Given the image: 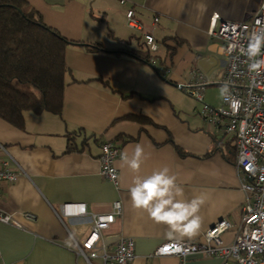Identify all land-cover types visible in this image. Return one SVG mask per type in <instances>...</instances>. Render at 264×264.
Instances as JSON below:
<instances>
[{
	"label": "crops",
	"instance_id": "0c3cea01",
	"mask_svg": "<svg viewBox=\"0 0 264 264\" xmlns=\"http://www.w3.org/2000/svg\"><path fill=\"white\" fill-rule=\"evenodd\" d=\"M22 1L48 28L78 46L66 49L70 79L61 117L26 114L23 130L0 119V162L11 159L18 174L15 185H3L2 209L21 228L0 224V264H87L77 256L76 244L90 236L93 220L65 215L68 206L102 204L109 212L120 203L121 223L105 239L109 254L120 238L134 240L132 264H180L176 258H156L155 252L167 242L204 243L203 236L222 222L233 226L222 237L231 246L246 203L236 150L221 130L201 119L202 105L183 95L194 98L193 74L198 73L209 83L204 103L221 106L223 58L210 37L212 16L250 22L264 0ZM130 11L144 35L158 44L151 65L124 53L141 51L125 31ZM136 35L143 46V34ZM92 45H102L105 52L84 47ZM137 144L146 156L138 171L118 160V187L101 178L102 145L123 149L131 158ZM177 149L188 157H179ZM164 167L183 189L181 199L205 197L194 236L174 232L132 205L134 180ZM27 214L35 220H26ZM185 264L222 263L195 256Z\"/></svg>",
	"mask_w": 264,
	"mask_h": 264
},
{
	"label": "built area",
	"instance_id": "2783aa9c",
	"mask_svg": "<svg viewBox=\"0 0 264 264\" xmlns=\"http://www.w3.org/2000/svg\"><path fill=\"white\" fill-rule=\"evenodd\" d=\"M126 19L127 28L143 34L146 47L155 55L158 44L153 36L144 35V28L136 19L134 11L128 12ZM154 23L157 25L159 20L155 19ZM253 33H264V3L250 22H221L218 15L212 16L210 37L221 47L223 85L228 87L220 107L214 108L204 103L208 80L198 73L193 74L195 91L192 96L202 105L199 113L201 119L221 130L236 150L235 166L246 203L235 240L231 246L223 243V235L233 230V226L222 222L203 236L204 243L167 242L157 249L156 258H176L180 264H185L195 256L217 258L222 264H264V68L259 73L249 71L252 60L245 52ZM261 58H264V48L261 56L255 59ZM234 100L239 101L238 106H233ZM122 155H125L123 149L111 145L101 147L100 176L116 187L119 185V174L115 163L122 160ZM12 168L11 159L0 162V224L21 229L2 209L3 185L12 186L18 182V174ZM62 211L65 215L90 216L93 220L90 236L82 244H76L77 256L84 258L87 264L99 259L102 264L134 262L135 242L132 239L120 238L112 247L113 253H108L105 234L121 223L120 203L113 204L109 212L102 204H94L89 208L68 206ZM25 219L35 220L30 214L25 215Z\"/></svg>",
	"mask_w": 264,
	"mask_h": 264
},
{
	"label": "trees",
	"instance_id": "16d2710c",
	"mask_svg": "<svg viewBox=\"0 0 264 264\" xmlns=\"http://www.w3.org/2000/svg\"><path fill=\"white\" fill-rule=\"evenodd\" d=\"M137 45L141 51L124 53L151 65L154 54L140 41ZM70 46L78 45L48 28L26 2L0 0L1 120L23 130L26 114L61 117L70 79L65 61ZM84 47L105 52L102 45ZM144 47L146 52H142ZM214 143L220 147L216 139ZM177 153L181 158L188 157L178 149Z\"/></svg>",
	"mask_w": 264,
	"mask_h": 264
},
{
	"label": "clouds",
	"instance_id": "9594fccd",
	"mask_svg": "<svg viewBox=\"0 0 264 264\" xmlns=\"http://www.w3.org/2000/svg\"><path fill=\"white\" fill-rule=\"evenodd\" d=\"M232 47H235L233 45ZM264 48V33H253L250 37L245 54L252 60L249 71L259 73L264 68V58L261 56ZM227 85L222 86L221 95L226 96ZM239 101H233V106H238ZM146 159L143 146L137 144L131 158L122 155V161L134 171H138ZM176 176L169 173L164 167L154 171L146 178L137 177L131 188L130 195L133 207L146 211L158 223L169 226L174 231L183 235L194 236L201 228V217L198 214L205 202L203 194L191 200L181 199L183 189L176 183Z\"/></svg>",
	"mask_w": 264,
	"mask_h": 264
},
{
	"label": "rangeland",
	"instance_id": "374dc122",
	"mask_svg": "<svg viewBox=\"0 0 264 264\" xmlns=\"http://www.w3.org/2000/svg\"><path fill=\"white\" fill-rule=\"evenodd\" d=\"M125 31L126 32H128V33H130V34H132V37H131V40L133 41V43H135L136 45H137V43H138V41H140V39H139V36L138 35H136V33L135 32H133V33H131L132 31H130L128 28H127V25H126V28H125ZM162 42V41H161ZM159 54V53H158ZM184 97H186V98H188L189 100H195V98H190V97H187V96H185V95H183ZM185 99V98H184ZM186 100V99H185ZM189 102V101H188ZM195 102V101H194ZM228 139V138H227ZM228 141H229V139H228ZM227 141V142H228Z\"/></svg>",
	"mask_w": 264,
	"mask_h": 264
}]
</instances>
